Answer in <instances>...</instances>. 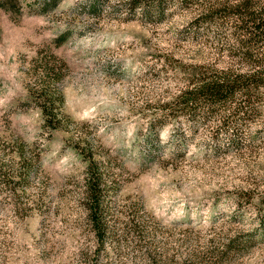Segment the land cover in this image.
Instances as JSON below:
<instances>
[{"label":"rangeland","instance_id":"1","mask_svg":"<svg viewBox=\"0 0 264 264\" xmlns=\"http://www.w3.org/2000/svg\"><path fill=\"white\" fill-rule=\"evenodd\" d=\"M129 1L0 0V264H264V104L150 126L159 99L228 57L192 38L198 0L161 15ZM90 164L107 187L101 239Z\"/></svg>","mask_w":264,"mask_h":264},{"label":"trees","instance_id":"2","mask_svg":"<svg viewBox=\"0 0 264 264\" xmlns=\"http://www.w3.org/2000/svg\"><path fill=\"white\" fill-rule=\"evenodd\" d=\"M198 1L197 13L190 25L192 38H203L205 44L211 42L213 50L225 54L228 61L219 68L198 66L199 70L187 77V84L177 93L155 103L159 113L150 119V126L176 115L178 110L202 105L210 110L216 103L224 106L231 103V115L249 119L264 104V0ZM129 4L131 8L141 4L144 13L155 11L161 15L164 0H130ZM91 6L96 8L94 3ZM42 97L41 108L46 120L51 126H57L58 113L51 111V94L44 91ZM29 166L28 163L22 164L25 170ZM87 172L83 200L90 225L101 239L106 231L103 199L107 187L103 175L95 172L92 164ZM2 180L6 184L13 181L5 172H2Z\"/></svg>","mask_w":264,"mask_h":264}]
</instances>
